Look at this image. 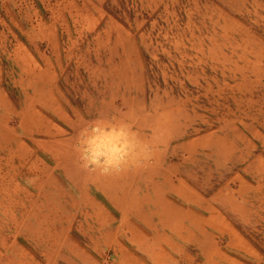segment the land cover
<instances>
[{
  "label": "rangeland",
  "instance_id": "obj_1",
  "mask_svg": "<svg viewBox=\"0 0 264 264\" xmlns=\"http://www.w3.org/2000/svg\"><path fill=\"white\" fill-rule=\"evenodd\" d=\"M0 264H264V0H0Z\"/></svg>",
  "mask_w": 264,
  "mask_h": 264
},
{
  "label": "crops",
  "instance_id": "obj_2",
  "mask_svg": "<svg viewBox=\"0 0 264 264\" xmlns=\"http://www.w3.org/2000/svg\"><path fill=\"white\" fill-rule=\"evenodd\" d=\"M219 222H222L221 224V228H220V230H222V231H225V232H231V230H229V228H228V226L223 222V221H221V220H219ZM232 243V242H231ZM236 245L238 246L237 248H238V250L240 249V250H244L245 252H247L246 250L247 249H250V248H248L249 246H247L245 243H244V241L240 238V237H238V240H237V242H236ZM236 248V249H237ZM19 253H21V252H19ZM248 253V252H247ZM22 254V253H21ZM252 254V253H251ZM221 256H223L224 258H228L230 255H225V253L223 254V253H221ZM230 258V257H229ZM232 258H230V260H231ZM233 260V259H232Z\"/></svg>",
  "mask_w": 264,
  "mask_h": 264
},
{
  "label": "clouds",
  "instance_id": "obj_3",
  "mask_svg": "<svg viewBox=\"0 0 264 264\" xmlns=\"http://www.w3.org/2000/svg\"><path fill=\"white\" fill-rule=\"evenodd\" d=\"M91 163L92 164L96 163L95 154H93V159H92ZM104 163L107 165V167L103 168L102 171H105V172L108 170V168L118 166V162H116V161H104Z\"/></svg>",
  "mask_w": 264,
  "mask_h": 264
},
{
  "label": "bare ground",
  "instance_id": "obj_4",
  "mask_svg": "<svg viewBox=\"0 0 264 264\" xmlns=\"http://www.w3.org/2000/svg\"><path fill=\"white\" fill-rule=\"evenodd\" d=\"M46 134H48V133H44V135H45L44 137L47 136ZM48 135H49V134H48ZM58 159H59V158H58ZM101 180H102V179H101L100 177H97L98 185H99V182H100ZM88 185H89V184H88ZM98 185H97V186H98Z\"/></svg>",
  "mask_w": 264,
  "mask_h": 264
}]
</instances>
